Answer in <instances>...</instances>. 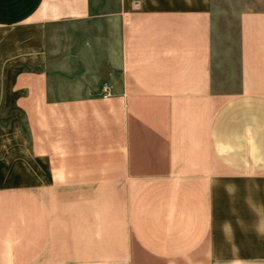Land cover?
<instances>
[{
	"label": "crops",
	"instance_id": "crops-1",
	"mask_svg": "<svg viewBox=\"0 0 264 264\" xmlns=\"http://www.w3.org/2000/svg\"><path fill=\"white\" fill-rule=\"evenodd\" d=\"M4 81L0 264H264V0H0Z\"/></svg>",
	"mask_w": 264,
	"mask_h": 264
},
{
	"label": "rangeland",
	"instance_id": "rangeland-1",
	"mask_svg": "<svg viewBox=\"0 0 264 264\" xmlns=\"http://www.w3.org/2000/svg\"><path fill=\"white\" fill-rule=\"evenodd\" d=\"M9 82L4 81L2 86L0 84V89H9ZM18 133L22 137H27L25 123L21 115L16 113L0 114V187L37 183L38 175L36 176L30 171L31 164L21 160L23 154L19 145ZM33 165L36 164L33 163ZM37 167L42 174L40 177H44L43 163L38 162Z\"/></svg>",
	"mask_w": 264,
	"mask_h": 264
},
{
	"label": "built area",
	"instance_id": "built-area-1",
	"mask_svg": "<svg viewBox=\"0 0 264 264\" xmlns=\"http://www.w3.org/2000/svg\"><path fill=\"white\" fill-rule=\"evenodd\" d=\"M133 7L135 8V9H137L138 7H139V3L137 2H135V3H133ZM102 90H103V97L104 98H106V97H108V96H110V90H109V88H108V84H104L103 86H102Z\"/></svg>",
	"mask_w": 264,
	"mask_h": 264
}]
</instances>
